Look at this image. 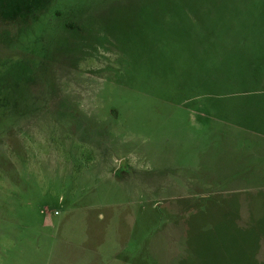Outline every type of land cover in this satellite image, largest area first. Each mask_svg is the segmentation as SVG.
<instances>
[{"label":"rangeland","instance_id":"374dc122","mask_svg":"<svg viewBox=\"0 0 264 264\" xmlns=\"http://www.w3.org/2000/svg\"><path fill=\"white\" fill-rule=\"evenodd\" d=\"M259 71L264 0H40L0 18V264H255Z\"/></svg>","mask_w":264,"mask_h":264},{"label":"trees","instance_id":"16d2710c","mask_svg":"<svg viewBox=\"0 0 264 264\" xmlns=\"http://www.w3.org/2000/svg\"><path fill=\"white\" fill-rule=\"evenodd\" d=\"M40 0H0V18L2 20H15L22 15L26 16V12L35 4L38 5Z\"/></svg>","mask_w":264,"mask_h":264},{"label":"crops","instance_id":"0c3cea01","mask_svg":"<svg viewBox=\"0 0 264 264\" xmlns=\"http://www.w3.org/2000/svg\"><path fill=\"white\" fill-rule=\"evenodd\" d=\"M251 73V72H250ZM258 80V81H257ZM261 80H264V72H262V71H259L256 75H252V79H251V81L254 83V82H259V81H261ZM234 202V201H233ZM233 202H230V204L231 205H229L230 207H240L241 208V206L240 205H234V203ZM244 207V205L242 206V208ZM262 208V207H261ZM260 208V209H261ZM243 209H245V218H246V222L248 221L249 222V218H250V221H257L261 216H262V213H263V210H260L259 209V211H257V212H260V215H258L257 216V219H253V215H252V211L251 210H249L246 206H245V208H243ZM249 213L251 214L250 216H249ZM237 214H240V212L239 213H237ZM235 215H236V213H235ZM239 216V215H238ZM255 221V222H256ZM258 221H260V220H258ZM200 242H198L197 243V245H204V244H209L207 241H212V240H204V239H200L199 240ZM196 245V244H195ZM259 254V253H258ZM262 255V254H261ZM264 254L261 256V258L260 257H258V255L257 256H255V259L253 258L252 259V261H254V263L255 264H260L261 262H263V260H264ZM181 259V258H180ZM180 260H177L176 261V263L177 262H179Z\"/></svg>","mask_w":264,"mask_h":264}]
</instances>
